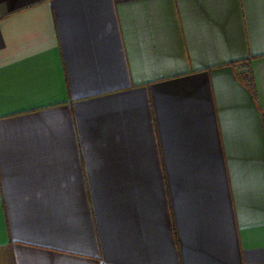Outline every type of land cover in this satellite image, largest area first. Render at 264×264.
I'll use <instances>...</instances> for the list:
<instances>
[{
  "label": "crops",
  "instance_id": "1",
  "mask_svg": "<svg viewBox=\"0 0 264 264\" xmlns=\"http://www.w3.org/2000/svg\"><path fill=\"white\" fill-rule=\"evenodd\" d=\"M0 264H264V0H0Z\"/></svg>",
  "mask_w": 264,
  "mask_h": 264
},
{
  "label": "trees",
  "instance_id": "2",
  "mask_svg": "<svg viewBox=\"0 0 264 264\" xmlns=\"http://www.w3.org/2000/svg\"><path fill=\"white\" fill-rule=\"evenodd\" d=\"M246 86L249 88V91L251 93V95L253 96V98H256V92L252 83V78L250 76H248V78H245L244 80Z\"/></svg>",
  "mask_w": 264,
  "mask_h": 264
}]
</instances>
